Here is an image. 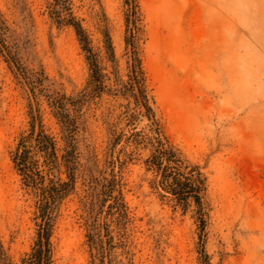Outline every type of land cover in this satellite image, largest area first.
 I'll return each mask as SVG.
<instances>
[{
	"label": "rangeland",
	"instance_id": "374dc122",
	"mask_svg": "<svg viewBox=\"0 0 264 264\" xmlns=\"http://www.w3.org/2000/svg\"><path fill=\"white\" fill-rule=\"evenodd\" d=\"M52 2L0 0L5 45L25 73L41 71L46 94L72 97L93 85L72 27L49 18ZM66 11L89 39L102 88L75 110L74 185L55 211L47 264H91L92 177L112 173L115 190L98 215L110 264H264V0H68ZM29 104L60 156L46 102L31 98L1 48L0 263L31 252L39 177L42 186L51 177ZM170 151L203 173L199 213L160 188L155 154L186 172L168 164ZM117 195L119 222L107 213Z\"/></svg>",
	"mask_w": 264,
	"mask_h": 264
},
{
	"label": "trees",
	"instance_id": "16d2710c",
	"mask_svg": "<svg viewBox=\"0 0 264 264\" xmlns=\"http://www.w3.org/2000/svg\"><path fill=\"white\" fill-rule=\"evenodd\" d=\"M68 0H53L48 8L49 18L58 25H67L72 27L77 43L84 53L85 60L89 66V80L93 88L83 89L76 96L52 93L46 94L43 86L45 78L41 71L28 72L20 66L19 61L15 58V53H11L10 49L5 45V30L0 14V49L7 51L11 63L15 65L16 72L21 75L29 89L31 98L36 101L38 96H42L49 108L50 114L54 118L58 129L61 141V155L57 154L54 139L44 130L40 121L36 126V117L31 105L29 104V117L31 132L34 134V143L37 150L44 159V164L47 167V172L51 176L48 179L47 186H42L43 177L40 176V194L37 199V214L40 219V230L37 234L35 243L26 259L22 260L21 264H47L49 252V233L50 226L61 202L69 195L74 185V158L75 151V135L78 131V123L75 120V110L83 106L94 93L99 92L101 87L100 71L98 69L95 55L90 47L89 39L80 26V24L69 14H67ZM134 76L141 95L144 98L143 90L137 71L134 70ZM88 90V91H87ZM144 106L147 107L144 102ZM37 128V129H36ZM115 141V139H114ZM167 155L168 164L172 163L177 167L183 166L186 172L179 171L178 168L169 165H162L163 159L160 154H155V165L160 173V188L163 192L177 198L180 201L186 202L191 199L197 206L196 211L199 213L201 209L200 193L203 190L205 181L203 173L195 166L183 163L184 160H179L173 151ZM62 168L65 180L60 179L59 170ZM100 176V175H99ZM23 178L30 182L34 181L33 173L23 172ZM94 185L90 188V207L87 208V215L84 218V224L87 231V242L90 252L91 264H105V259H108L107 264H110L111 243L103 241L101 237V225L98 222V215L104 211V206L108 200L112 198V193L115 190L114 174L109 178L105 176L92 177ZM92 186V185H90ZM97 207V209L94 208ZM107 213L115 215L117 222L123 219L125 214L124 205L120 195L113 198V203L108 206ZM96 260V262H94ZM0 264H8L1 262Z\"/></svg>",
	"mask_w": 264,
	"mask_h": 264
},
{
	"label": "water",
	"instance_id": "95a60500",
	"mask_svg": "<svg viewBox=\"0 0 264 264\" xmlns=\"http://www.w3.org/2000/svg\"><path fill=\"white\" fill-rule=\"evenodd\" d=\"M130 74H131V78H132L133 86H134V88H135V90H136V92H137V95H139V94H138V89H137V86H136V82H135V79H134L133 71H131ZM42 264H43V263H42Z\"/></svg>",
	"mask_w": 264,
	"mask_h": 264
}]
</instances>
